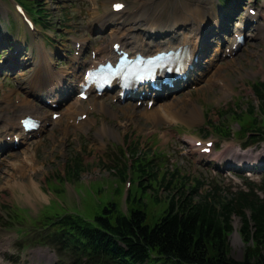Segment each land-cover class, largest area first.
<instances>
[{
    "label": "rangeland",
    "instance_id": "1",
    "mask_svg": "<svg viewBox=\"0 0 264 264\" xmlns=\"http://www.w3.org/2000/svg\"><path fill=\"white\" fill-rule=\"evenodd\" d=\"M124 1L126 2V7L133 10L134 18L138 19V22L134 21L129 24L130 28L140 23H147L154 14H159L158 17H160L162 25H173L175 29L179 30L181 28L185 29L188 24L190 26L195 25L199 20L203 19L204 21L206 17V25H213L221 19L219 0ZM39 2L46 9V17H40L39 20L44 21L47 27L39 22H35V29L30 30L14 9L13 0H0V26L2 28L0 33V53H8L4 59H0V65L13 63L11 60L4 63V60L9 59L11 51L13 52L16 47L20 48L18 53L27 56V59L24 61L26 68L23 69V74L20 71L11 73L6 69L0 72V115L5 113L7 103L12 106L15 105L18 108L19 96L26 97V83L20 82L19 78L21 76L34 77L33 71L35 67L33 62L38 59L39 42L43 41L45 46L52 52V57L56 61L54 69L61 71L70 66L73 43L76 38H85L88 43H97L102 39L103 35L98 33V30L102 29V27L90 26L89 11L95 5L100 6L101 11H103L106 6L108 7L109 0H96L92 2L88 0H40ZM253 2L258 4L260 10L262 9V19L260 22L264 23V0ZM27 12L34 18L33 12ZM239 18H244V16L241 15ZM151 21L154 22L155 19ZM241 23V20L233 17L228 27L232 29L235 24L236 28H238ZM104 30L109 34L110 27H106ZM229 39L232 40V38ZM103 42H106V39ZM210 51H213V47H211ZM87 57H89V54H86L81 60ZM212 65V69L201 82H204L205 78H209L212 75L220 74V76L225 78L224 81L230 85L231 89L228 93L223 94L220 87L214 85L199 96L196 102L204 113V121L200 122L204 130L194 126L195 124H189L188 129H183L180 134H176L174 124L168 125L162 121H149L143 114L144 109L141 107H133L131 103H127L130 107L112 104L116 112L115 115L113 113L105 115L103 112L95 114L96 118L104 119L105 125L114 128L115 131V134L111 135L108 133L105 135V147L103 149L98 146L100 139L96 136L94 130L89 133L92 137L90 139L87 137L88 134L86 132L77 130L75 127L72 128L70 125L69 132L66 134L62 131L60 124H58L54 129L50 127L48 131L43 132V136L33 137L29 143H26L19 149L8 151L0 162V259L3 261V264H38L39 261L45 264L54 263L53 259L43 261L46 258H40L38 260V256L47 257L46 251L49 254L51 251H48L46 246L36 241H28L27 238L33 235V232L26 234L18 230L21 226L27 227L32 222L30 218L39 217L45 207L47 212H50L49 209L53 210L59 207L58 202L52 199L57 198L59 201H64L68 205L69 210L78 212L88 218L101 212L103 205L109 200L121 202L125 192L122 184L118 180H115L118 177L115 168L117 164L120 165L127 160L125 159L127 158L126 154L121 150L122 147L128 148L135 145V148H140L143 151H152L154 148L159 147L168 151L170 156L167 157V166L173 169L174 166L172 165L174 162L181 165V168L174 171V175L170 174L176 185L191 184L189 179L186 182L176 179V176L179 177L181 175L180 171L188 176H194V172L200 171L199 173L202 176L220 181L219 185L223 187L228 185L234 188L242 186L244 183L242 176H238L234 180L232 173L213 175L211 172L213 165L210 166L203 162L202 164L204 165L200 168L193 164L190 158L192 155L189 152V143H184L181 140V135L189 133L195 137L214 138L216 148L214 155L216 157H221L220 152L226 146L233 145L234 148H231L230 151L241 156L239 160H247L248 157H251L254 158L251 161L253 164L264 160V141L244 147L242 142L245 141V138H241V134L237 132L240 126L230 118L225 120L233 131V137L230 140H222L217 135L208 133L213 132V129L209 126V122L219 120L218 110L221 107L226 109L239 105L241 108H245L250 101L257 104V98L252 91L250 83L253 80L264 79V26L263 28L261 26L257 32L252 31L245 45L237 52L234 58L221 59L220 54H218L214 57ZM187 92H191L193 96H198L194 88L185 91L182 95ZM6 94H8L7 97L11 100L10 102L3 101ZM35 102L44 109L41 101ZM168 102L169 100L158 104V109H161V104ZM176 102L177 107L182 104L181 100H177ZM225 116L228 117V115ZM65 124H67L66 119L63 120V125ZM184 124L186 125V123ZM53 130L56 133L55 135L53 134ZM162 130L168 132L166 138L162 137L160 132ZM34 144L35 146H33ZM176 145L180 149H176ZM29 151L33 153L34 166L26 168L25 175H18L16 180L18 182L19 180H27L30 177L35 180L42 192L38 193V198L33 197L31 199L25 198L21 194L22 188L14 186V183L11 182V174L17 171L9 168L8 163L13 159L24 158L29 154ZM260 152L263 153L262 156ZM11 154H14V156H11ZM259 156L261 157L258 158ZM76 157L81 161L82 167L79 174L74 175L70 167L72 164H75ZM154 160H156V157ZM241 160L240 162H242ZM232 164L238 165L240 169L241 165L238 161L232 162ZM176 167L179 166L176 165ZM165 168L159 167L158 169L165 171ZM249 168L247 167L246 169ZM170 171L172 172V170ZM190 171L192 173H189ZM59 176H63V179L67 178L65 180L66 183L60 184L56 182ZM251 177L254 178V175ZM131 181V194H138L144 198L145 202H148L145 206L146 221L150 224L154 223L160 214L159 208L161 203L159 205L155 204L147 192L142 193L137 187V179L132 178ZM173 182L171 181L169 187L166 186L167 183H163V188L158 183L159 195H156L162 198L163 206L169 195L176 190V187L172 188L175 185ZM147 185L153 191L154 187L153 189L151 188L150 182H147ZM63 186L66 194L63 193V190L57 191V189L59 190ZM48 188L51 190H48ZM167 188L173 189L172 193ZM150 198L151 200H149ZM50 200L52 201L49 206ZM128 205L130 208H138L139 202L130 200ZM14 208L23 209L19 211L25 213L26 216V219L22 223L11 221L10 217L14 213ZM123 210L125 211V209ZM240 226L241 219L238 215L234 214L233 230L229 233L228 239L231 254L236 258H242L246 249V243H244L239 231ZM236 232L238 240L235 241Z\"/></svg>",
    "mask_w": 264,
    "mask_h": 264
},
{
    "label": "trees",
    "instance_id": "2",
    "mask_svg": "<svg viewBox=\"0 0 264 264\" xmlns=\"http://www.w3.org/2000/svg\"><path fill=\"white\" fill-rule=\"evenodd\" d=\"M257 94L264 107V85ZM79 168L71 167L74 175ZM136 171L141 190L147 192L142 182L145 170L138 166ZM126 172L119 170L118 176L123 180ZM171 181L162 177L159 186L169 187ZM180 188L173 193L167 188L172 194L152 224L146 221L145 205L125 214L112 202L95 215L93 224L69 214L45 216L52 227L49 237L60 249L78 254L74 264H264L263 198L247 192L229 199L217 193L196 198ZM158 192L159 188L153 189L150 195L157 200ZM234 214L241 219L239 231L246 243L240 259L231 255L228 239Z\"/></svg>",
    "mask_w": 264,
    "mask_h": 264
},
{
    "label": "bare ground",
    "instance_id": "3",
    "mask_svg": "<svg viewBox=\"0 0 264 264\" xmlns=\"http://www.w3.org/2000/svg\"><path fill=\"white\" fill-rule=\"evenodd\" d=\"M112 2V1H111ZM110 2V3H111ZM95 12H98V9H95ZM122 15H118L117 19H121ZM104 21L108 22V18H105ZM109 23H115V28L112 30V34L115 37L121 38L126 44L128 43H135L134 40L130 39V36H128V33H130V31H128L126 28H124V24H123V20H119V21H109ZM132 38V37H131ZM112 39V36H111ZM143 41V39H142ZM156 41V40H155ZM152 40H147L144 41L145 43V49L150 50V48L153 46V42ZM112 42V40H111ZM161 44H166L169 45L171 43H177L176 45L173 46H178L181 45L183 48H185L186 52L188 51V54L193 55L197 49H198V35L196 31H192L190 34L187 32H182L179 33L177 36L173 37V38H167L164 41H159ZM43 45V44H41ZM168 47V46H165ZM103 51H105L106 49L103 48ZM100 51V50H99ZM39 60L38 63L36 65V70H35V75L34 77L28 78L25 77L26 83H28V90L27 93H29L31 91H35L38 88H43L47 83H50V87L52 86H57V82L58 79L61 77L62 78V74L54 71L51 66H49L48 64L45 63L46 60V52L44 48H39ZM59 76V77H58ZM220 79V78H219ZM226 85V84H224ZM205 85H202L201 87H204ZM58 87V86H57ZM227 87V85H226ZM49 91V90H47ZM38 94V93H37ZM185 102L182 104V106L179 109H174V106L171 104H166L163 108V114H161V112L155 107V104H153L150 109H146L144 111V114L147 116V118L149 120H153V121H158V119H161L162 116L165 117H169V118H178L181 117L183 118L185 121L187 122H191L195 119L201 118L202 117V110L200 108V106L195 102V100L191 97L188 96L187 98H184ZM20 103H21V107H23V112L25 111H33V112H38L40 113V117L42 118V124L39 126V128L37 129L38 131H41L44 127L47 126V124L49 125H53L55 126L56 123L61 122L63 115L60 116V118H57L55 120H53L51 117L48 116V114L46 112H41L40 108L31 103V100L22 98L20 99ZM82 100L79 98H76L74 104L72 106H68L65 114L67 115L68 118L73 117L75 119V115L77 113H81L82 111H84L82 109V105H81ZM90 102H93V104H97L98 99H94L91 100ZM99 107L102 108H106V105L101 103L99 104ZM81 110V111H79ZM64 114V113H62ZM22 115H18V113H14L11 112V114H7V116H5L3 123L2 124V128L3 130L0 132V135L2 134L3 131L7 132L8 129H15V126H17V123H19V118ZM73 122L75 124H77L78 126H82L84 124L88 125L90 123L89 119L86 118V120H74ZM68 127L64 126L62 129L64 132L68 131ZM167 134L166 131L162 132V136L165 137ZM25 135L22 138V141L24 140ZM4 139L0 138V145L1 142H3ZM99 148H103V144H98ZM34 156L32 151H29V154L27 156H25L24 158H17V159H13L10 160L9 163V168H13L15 171L14 174H11V182L14 183V186H18L22 188V195L25 196V198L27 199H31V198H38L39 192H42L41 188L38 186V184L35 182V180L33 178H29L27 180H19L17 182L16 177L18 175H25L26 173V168H32L34 166ZM1 161V160H0ZM30 170V169H29ZM238 240V234L237 232L235 233V241Z\"/></svg>",
    "mask_w": 264,
    "mask_h": 264
},
{
    "label": "snow or ice",
    "instance_id": "4",
    "mask_svg": "<svg viewBox=\"0 0 264 264\" xmlns=\"http://www.w3.org/2000/svg\"><path fill=\"white\" fill-rule=\"evenodd\" d=\"M115 7H116V8H120V7H122V5H120V4H116Z\"/></svg>",
    "mask_w": 264,
    "mask_h": 264
}]
</instances>
